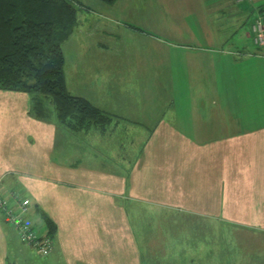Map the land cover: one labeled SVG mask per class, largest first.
<instances>
[{"label": "crops", "instance_id": "crops-1", "mask_svg": "<svg viewBox=\"0 0 264 264\" xmlns=\"http://www.w3.org/2000/svg\"><path fill=\"white\" fill-rule=\"evenodd\" d=\"M263 5L198 0L195 11L233 27ZM146 8L160 6L125 11ZM106 14L82 13L63 48L68 90L109 113L108 129L74 134L54 112L35 117L31 94L0 89V192L31 199L26 216L42 235L43 214L56 225L43 257L0 210V264H24L25 250L39 264H264V46L252 30L246 50L191 46L168 38L166 21L149 33L110 28ZM119 29L139 31L141 47L119 51Z\"/></svg>", "mask_w": 264, "mask_h": 264}, {"label": "trees", "instance_id": "trees-1", "mask_svg": "<svg viewBox=\"0 0 264 264\" xmlns=\"http://www.w3.org/2000/svg\"><path fill=\"white\" fill-rule=\"evenodd\" d=\"M100 1L113 4L117 0ZM78 3L0 0V89L31 94L35 117L46 119L54 112L57 124L74 134L104 131L112 124L109 113L73 95L66 85L63 45L77 24ZM43 217L54 245L56 225L46 214Z\"/></svg>", "mask_w": 264, "mask_h": 264}, {"label": "rangeland", "instance_id": "rangeland-1", "mask_svg": "<svg viewBox=\"0 0 264 264\" xmlns=\"http://www.w3.org/2000/svg\"><path fill=\"white\" fill-rule=\"evenodd\" d=\"M77 1L79 2L77 4L79 19L82 16V13L86 17H95L96 12H98L99 14L107 13L105 17L102 16L101 18L104 19L103 20L104 22L109 23L111 25L109 26L110 28H112V26L114 28H119L120 26L127 28L123 24L125 22H128L133 27L141 28L149 33L152 32L153 30L152 27H149V24L151 22L159 21V20L166 21L167 23H169L168 29H166L167 30L166 36L168 38H174L176 42H189V43L191 42L190 44H188L191 46L193 43L195 44V42H200L202 43V45L210 46V48H216V49L224 48L225 50H230V49L246 50L247 46L252 45V38L248 36V33L251 32L253 20L257 16L256 14H258V12L254 13V11H252L251 15L242 17L240 21L236 20V22H232L233 24H235V26L232 27L228 25V19H224V18L219 19L217 14L216 15L213 14L211 16L209 12L208 13L201 12L202 13L201 14L200 12L195 11L198 9V7H196L198 0H187V1L186 0H117L115 3H113L119 6V10L116 12H112V11L106 12L105 10L106 8H102V7L111 6L112 4L103 3L100 0H77ZM132 5H144V6L152 5V6H160V8L158 9L146 8V10L136 11V12H130L129 10L125 11L128 7ZM255 6L257 7L258 5L255 3ZM89 9L92 10L89 11ZM233 13L234 12H232L231 14ZM260 13L264 14V11H260ZM203 19H205L207 22L204 21V26H201L202 24L200 25V21H202ZM117 22H119L120 26L116 24ZM118 31H122V34L121 36L115 37L114 41L119 40L117 46L119 51H122L124 53L129 51V49H131L132 47H141V45L136 44L137 39H139L140 41L142 40L139 31L133 29L132 31H127L124 29H119ZM134 36H136V38H133ZM74 43L75 41L70 42V46H73ZM171 46H168V49L166 51L168 53L166 55H169V57L173 55L178 63L179 62L178 58L176 57L175 54H173L175 51L178 50H176L175 48H171ZM163 48L165 49V46H161L162 53H164L162 50ZM90 52H92V50ZM64 53L68 62V60H70L72 53L70 48L69 47L67 49L64 48ZM13 193L18 194V192L13 191L11 193H8L7 195H2L0 192V195L10 197V195H12ZM139 210L147 211V210H155V209H150L149 207L141 206L139 207ZM6 221L8 224L11 225L9 220ZM225 228L228 229L227 233L233 232V230L228 228V226H224V229ZM9 231H11L13 235H15L12 229L9 228ZM220 234L223 235L222 232H220L218 237H220ZM256 236L257 238H255V243L256 240L259 242V252H258L259 261L264 263V241H263L264 239L262 237L264 236V234L256 233ZM17 239H18L17 242L19 243L21 237L20 240L19 238ZM21 242L22 241H20L19 245L23 244V242L22 243ZM25 248L29 250L28 247ZM27 252H28L27 250L23 252L24 264H34V263L39 264L37 262L38 258H35V256L34 258H31V256L29 257L28 253L30 252L28 253ZM36 257L39 256L36 255Z\"/></svg>", "mask_w": 264, "mask_h": 264}, {"label": "built area", "instance_id": "built-area-1", "mask_svg": "<svg viewBox=\"0 0 264 264\" xmlns=\"http://www.w3.org/2000/svg\"><path fill=\"white\" fill-rule=\"evenodd\" d=\"M254 42L264 46V14H258L252 24ZM31 200L28 197L13 193L10 197L0 195V210L6 220L16 229L25 247L39 254L46 256L50 253L53 241L42 235L39 230L33 229L31 223L26 218Z\"/></svg>", "mask_w": 264, "mask_h": 264}]
</instances>
